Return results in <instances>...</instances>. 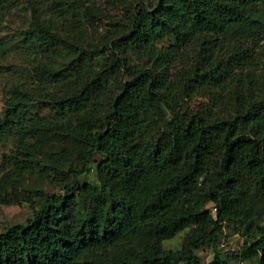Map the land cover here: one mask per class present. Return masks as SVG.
Here are the masks:
<instances>
[{"label": "trees", "instance_id": "16d2710c", "mask_svg": "<svg viewBox=\"0 0 264 264\" xmlns=\"http://www.w3.org/2000/svg\"><path fill=\"white\" fill-rule=\"evenodd\" d=\"M21 5L16 36H0V144L17 146L0 203L44 201L0 231V264H79L127 240L90 264H199L231 221L256 224L238 257L264 264V0ZM95 154L97 181L81 182ZM34 172L63 191L28 188Z\"/></svg>", "mask_w": 264, "mask_h": 264}, {"label": "rangeland", "instance_id": "374dc122", "mask_svg": "<svg viewBox=\"0 0 264 264\" xmlns=\"http://www.w3.org/2000/svg\"><path fill=\"white\" fill-rule=\"evenodd\" d=\"M12 0H3L5 4L10 3ZM24 0H17V3H13L12 13L4 15V21L0 30V36L4 39H9L12 36H16L17 31L23 25L26 17L22 9L21 3ZM170 38L164 40L163 43H169ZM9 60L15 62L19 59L18 42L14 41L10 50ZM4 81L1 80L0 84V110L3 104L2 85ZM17 150V146L13 139H8L4 143L0 144V175L10 167H14L13 155ZM99 158L98 154H95L92 158L91 172L81 175V182L85 181H97L96 176V161ZM26 185L28 188L37 189L42 188L47 194L63 191L64 184L51 179L44 178L38 172L28 173L26 176ZM44 199L34 197V201L20 200L10 204L0 203V231L6 227L21 221L27 220L33 216L34 212L43 203ZM262 223V222H261ZM256 224L248 227L243 221H231L225 222L218 230L217 239L212 243H204L195 248L196 253L200 257L199 264H214L213 260L215 255L218 254L221 259L225 260V264H243V261L239 259L238 253L246 239L252 240L256 232ZM187 229H184L177 233L174 237L166 239L164 244L167 248L179 249L182 247V243L186 236ZM136 240H127L119 242L117 244L109 245L105 248L98 249L92 254L83 255L79 260V264H90L95 257H118L129 254L135 249ZM176 264H189L184 261L177 262Z\"/></svg>", "mask_w": 264, "mask_h": 264}]
</instances>
